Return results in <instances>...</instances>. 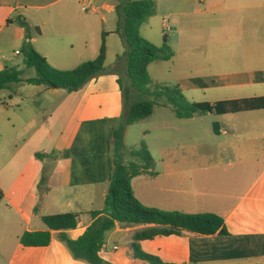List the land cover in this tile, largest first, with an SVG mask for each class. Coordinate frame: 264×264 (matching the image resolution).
<instances>
[{"label":"crops","instance_id":"obj_1","mask_svg":"<svg viewBox=\"0 0 264 264\" xmlns=\"http://www.w3.org/2000/svg\"><path fill=\"white\" fill-rule=\"evenodd\" d=\"M94 5V0H0V72L6 67L24 74L30 70L22 51L26 32L15 22L19 16L40 30L32 44L53 68L69 71L96 60L103 33L116 31L118 22L108 27L102 16L93 27L99 35L93 44L90 28L96 18L84 13ZM118 5L106 2L102 9L116 13ZM174 9L180 47L174 63L191 69L204 62L211 73L186 81L184 93H210L216 97L210 103L264 97V0H176ZM248 26L260 38L239 40L245 68L228 71L225 40L235 29L243 35ZM196 33L197 41L213 42L191 45ZM115 38L121 44L115 61L123 55L121 38L110 34L106 73L79 92L22 83L0 93V264H88L73 257L59 232H52L48 247H24L20 239L26 232L48 231L44 217L78 214L77 228L67 232L77 241L93 223L90 213L111 212L107 200L115 135L134 100L132 90V102L128 92L123 95L121 77L111 69ZM199 46L202 54L196 55ZM218 117L210 134L199 126L203 117L181 120L173 111L163 114L157 154L148 146L154 168L132 181L135 196L146 207L215 214L225 221L226 236L186 233L139 242L143 252L167 264H264V110ZM149 228L117 225L107 233L100 257L110 264H149L133 258L131 249L136 233Z\"/></svg>","mask_w":264,"mask_h":264},{"label":"trees","instance_id":"obj_2","mask_svg":"<svg viewBox=\"0 0 264 264\" xmlns=\"http://www.w3.org/2000/svg\"><path fill=\"white\" fill-rule=\"evenodd\" d=\"M116 11L118 15L117 29L113 33H103L98 58L69 71L53 68L32 44L33 35H40V30L32 29L24 17L16 18V24L26 32L22 49L25 66L28 69H34L36 76L24 80L22 70L6 67L0 72V93L22 83L66 90L68 93L79 92L92 80L106 73L107 37L110 34H115L121 38L125 50L123 55L118 57L117 62L126 61L133 97L137 95L140 97L138 101L133 100L128 105L124 124L119 129V133L115 135L117 154L107 200L111 210L110 214L105 216V212L90 213L93 223L77 241L69 239L67 232L77 228L78 214L44 217L43 223L48 231L26 232L20 242L24 247H48L52 242V232L55 231L60 233L59 239L65 243L76 260L85 261L88 264H110L100 257L107 233L114 230L117 225L123 227L147 225L152 228L136 233L134 236V242L131 245L133 258L149 264H167L160 258L143 252L139 247V242L154 240L158 237L182 236L186 233L226 236L228 235L227 227L224 219L215 214L165 212L144 206L135 196L132 181L142 172L153 169L155 160L148 146L143 142L140 149L131 151L133 161L130 164L125 165L121 162L120 142L126 128L151 118L160 102L171 108L177 118L189 120L209 114L223 116L264 110V97L216 103L191 102L179 87L154 90L149 67L157 62H170L175 57V53L168 45L167 38H165L162 47H157L142 36L141 29L155 15L156 4L153 0H125L117 6ZM119 84L123 89L121 79ZM214 130L216 131V125H214ZM37 158L41 159L44 156L37 154ZM41 182L42 184L46 182L44 176ZM3 199L4 194L0 190V202Z\"/></svg>","mask_w":264,"mask_h":264},{"label":"rangeland","instance_id":"obj_3","mask_svg":"<svg viewBox=\"0 0 264 264\" xmlns=\"http://www.w3.org/2000/svg\"><path fill=\"white\" fill-rule=\"evenodd\" d=\"M95 5L91 9L89 8V13L86 12V9H83V13L85 16L88 17H95L96 21L94 20L91 23V39L92 43H96L97 36L95 33V30L93 27L97 26L98 21H100V18L102 16L106 17L107 20V26H112L115 24V22H118V15L117 11L116 13H109L108 11H104L102 9V5L106 2H119L122 3L125 0H94ZM140 1V0H135ZM156 4V12L155 15L147 21V23L142 27L141 33L142 36L154 44L157 47H162L164 45L165 38L169 39L170 44L168 45L172 48L173 52L175 53V50L179 49V45H177V36L175 35V19L173 17V14L175 12L174 9V3L176 0H153ZM97 7V8H96ZM95 15L92 13L97 12ZM72 15H75L76 13L72 12ZM164 22L168 23V27H170V31H166L163 24ZM106 26V25H105ZM215 33H218L219 26H215ZM223 32V30H222ZM188 34V33H187ZM247 35V36H246ZM191 36V34H188V37ZM184 37V36H183ZM198 34L196 33L194 35V38L192 39V43L194 45L201 43V44H209L213 42L212 40H199L197 41ZM253 37L254 40L260 38L258 35V32L254 26H248L246 27L245 33L242 35L239 30L235 29L229 32V39L225 40L229 44V51L230 55L228 56V71H242L245 68V63L243 61V50L242 45L239 44V40H243V42L249 41V38ZM116 42L113 44L112 47V54L110 57V61L115 62V65L111 69H115L121 79H122V85H123V95L125 92L129 93V102H132V95L130 93V90H132L131 81L128 77L127 73V63L126 61L116 62V53L117 51L121 50V44H119L118 38H115ZM184 40V39H183ZM185 43H189V40H184ZM187 43V44H188ZM200 44V45H201ZM205 48H203L204 50ZM196 55H201V48L199 46L198 52H195ZM200 60V59H199ZM198 64H194L191 69H185L181 66L179 63L175 64L174 59L170 62H157L152 64L149 67L150 76L153 81L152 88L154 90H157L158 88H176L179 87L182 90V86L185 84L186 81H190L191 79H200L202 77H205L207 75H210L209 68H206V65L202 63L197 62ZM112 65H109L111 67ZM216 67V65H214ZM36 76V72L34 69L27 70V72L24 74L23 78H34ZM15 89H18L19 87L13 86ZM133 91V90H132ZM183 91V90H182ZM133 93V92H132ZM184 93V92H183ZM207 94V95H206ZM15 95V94H13ZM184 95L187 97V99L191 102H207L208 100H216V97H213L210 95V93H205L201 90H197L196 92L188 91L184 93ZM6 101L12 106L13 102L9 99V95L5 94ZM222 97V96H221ZM218 97V98H221ZM140 97L138 95L134 96V101H138ZM153 100V99H152ZM219 100V99H218ZM13 110H17V107H11ZM165 113H172L171 108L166 107L163 102H160L156 108L154 115L144 121H141L135 125H132L130 127H127L123 138H121L120 142V160L122 163L126 164L127 161L131 160V151L135 149H140L142 143H146L147 146H150L155 154H157L158 145L160 143V132H159V126L162 120V116ZM221 118L212 114L206 115L203 117L202 122H200L199 126L202 128L204 132H207L212 134L214 125L216 122H220ZM207 130V131H206ZM213 136V135H212ZM127 139V140H126Z\"/></svg>","mask_w":264,"mask_h":264},{"label":"built area","instance_id":"obj_4","mask_svg":"<svg viewBox=\"0 0 264 264\" xmlns=\"http://www.w3.org/2000/svg\"><path fill=\"white\" fill-rule=\"evenodd\" d=\"M88 3H90V2H88ZM91 6H92V3H91ZM164 28H165L166 31H170L171 30L170 27H168V23L167 22H164ZM17 54H19V53H17Z\"/></svg>","mask_w":264,"mask_h":264}]
</instances>
